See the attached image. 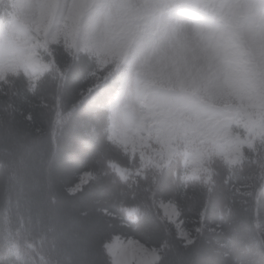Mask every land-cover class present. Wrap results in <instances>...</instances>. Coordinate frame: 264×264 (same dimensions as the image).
Wrapping results in <instances>:
<instances>
[{
	"label": "snow or ice",
	"instance_id": "6c2138e0",
	"mask_svg": "<svg viewBox=\"0 0 264 264\" xmlns=\"http://www.w3.org/2000/svg\"><path fill=\"white\" fill-rule=\"evenodd\" d=\"M257 4L264 8V0ZM242 6V0H30L25 38L15 27L0 35V60L39 65V49L47 50L44 75L37 88L27 79H0V104L14 106L6 81L15 95L21 89L75 90L94 121L85 152L102 145L95 155L105 158L119 211L105 216L87 207L80 219L60 209L46 212L41 204L29 235L56 249L70 245L72 228L79 229L92 257L82 264H220L206 234H223L230 242L240 237L231 264H264V151L237 159L218 145L202 115L226 35L209 21L223 11L231 23V12ZM88 81V90L76 87ZM134 102L160 120L155 142L117 135L121 122L143 121L142 112L129 110ZM194 145L195 167L188 162ZM77 175L64 185L68 196L82 194L85 177L94 178ZM52 222L56 230L48 227ZM21 238L0 201V264H36L21 249Z\"/></svg>",
	"mask_w": 264,
	"mask_h": 264
},
{
	"label": "trees",
	"instance_id": "16d2710c",
	"mask_svg": "<svg viewBox=\"0 0 264 264\" xmlns=\"http://www.w3.org/2000/svg\"><path fill=\"white\" fill-rule=\"evenodd\" d=\"M10 3V0H0V22L9 15ZM46 57L47 50L39 49L40 65L37 66L36 76L27 77L22 71H16L6 77L12 81L27 79L33 88H37L44 75L43 62ZM90 83L77 84L76 87L88 90ZM6 86L12 89L9 95L14 106L0 104V201L9 207L13 227L22 234L19 241L21 249L28 252L36 264H45V261L47 264H82L92 257L79 229L72 228L70 245H57L56 249H53L50 241L42 245L39 236L29 233L41 204L46 212L60 209L80 219H83L80 214L87 207L103 209L105 216H113L119 211L118 201L112 198L108 190L110 170L105 167V158L95 155L102 145H98L92 153L85 152V143L94 123L88 105L81 106L80 96L73 89L52 87L47 91L35 92L21 89L15 95L14 85H8L6 81ZM144 111L146 120L149 111ZM249 121L243 117L238 127V137L232 138L234 142L241 143L240 156L234 155L237 159L264 151V143L261 142L264 123L252 133L251 129H245V125H251ZM146 126L143 123L136 136L145 140L151 137L155 142L161 124L152 133ZM194 153V159L189 161L193 167L197 164L196 149ZM84 172H91L94 178L89 180L85 177L89 182L82 185V194L68 196L64 185L75 183L79 178L77 174ZM106 172H109V176H105ZM53 196L58 197L56 204L52 203ZM97 200L99 204L95 203ZM96 215H100V212H96ZM48 227L57 229L55 222L49 223ZM146 228L150 230L151 225H146ZM206 235L211 241L208 247L220 264H231L234 244L240 241V237L230 242L228 236L223 234ZM29 243L35 248L30 249ZM173 243L179 245L178 241ZM221 244H227V247H221ZM94 251L99 253L98 243ZM225 253L230 255L226 256Z\"/></svg>",
	"mask_w": 264,
	"mask_h": 264
},
{
	"label": "rangeland",
	"instance_id": "374dc122",
	"mask_svg": "<svg viewBox=\"0 0 264 264\" xmlns=\"http://www.w3.org/2000/svg\"><path fill=\"white\" fill-rule=\"evenodd\" d=\"M10 2L8 16L13 25L10 26L7 20L1 21L0 35L15 27V35L23 39V21L30 0ZM242 5L240 9L231 12V23L223 18V11L217 19L209 21L210 26L217 27L226 35L219 42L216 66L208 84L212 98L202 108V115L208 121V132L216 138L219 146L237 157L240 156L241 143L234 142L232 138L238 137L240 118L250 120L251 125H245V129H251L252 133L264 123V8L258 6L257 0H242ZM123 23L118 24V28H122ZM39 65H25L19 60L3 59L0 60V77L5 78L16 71L33 77L37 75ZM143 109L149 111L145 120L146 128L151 133L156 132L160 120L153 111L142 108L139 102H134L129 110L144 113ZM259 117L261 119L256 120ZM142 126L143 121L139 124L121 122L117 135L126 132L129 136L139 138L135 133ZM195 149L196 145L192 148L188 162L194 159Z\"/></svg>",
	"mask_w": 264,
	"mask_h": 264
}]
</instances>
